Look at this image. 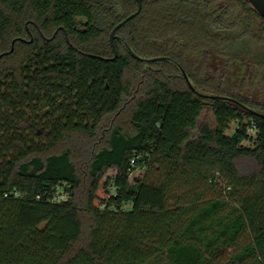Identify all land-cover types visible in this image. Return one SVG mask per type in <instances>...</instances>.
Segmentation results:
<instances>
[{
  "label": "trees",
  "instance_id": "trees-1",
  "mask_svg": "<svg viewBox=\"0 0 264 264\" xmlns=\"http://www.w3.org/2000/svg\"><path fill=\"white\" fill-rule=\"evenodd\" d=\"M137 9L0 0V264H213L236 246L226 264H264V101L225 82L264 77V17L143 0L114 58Z\"/></svg>",
  "mask_w": 264,
  "mask_h": 264
},
{
  "label": "rangeland",
  "instance_id": "rangeland-1",
  "mask_svg": "<svg viewBox=\"0 0 264 264\" xmlns=\"http://www.w3.org/2000/svg\"><path fill=\"white\" fill-rule=\"evenodd\" d=\"M229 75L226 77L225 79V82L226 84H230L231 87L235 88V89H238V88H243L244 90H246V93H249V95L252 97V98H258V99H262L264 101V77L261 78V80H258V79H247V80H243V82H240L238 79H233L231 80V76H235V72L234 71H229L228 72ZM231 75V76H230ZM125 115H122L120 117V119H127V112L124 113ZM118 120V119H117ZM119 121V120H118ZM211 122L213 123L214 122V117H213V114L211 112V110L209 108H205L202 116H201V123L203 122ZM114 122H111V125L113 124ZM110 125V124H109ZM107 126L108 128L111 126ZM236 126V124H233L232 127L234 128ZM252 135L255 136V130H250L249 131ZM244 145H251L253 146L254 143L253 141H244ZM84 168L81 167V173L83 172L84 173ZM145 171V168H139L138 171H136V173H134V176L136 175H140V174H143ZM114 173L113 170H110L108 172V174H112ZM84 175V174H82ZM133 176V177H134ZM245 241H247V236L244 237V239L241 241V244H243ZM239 250V247L236 246V247H231V248H228V249H225L221 255H219L214 261H213V264H226L228 259L230 258V256L235 253L236 251Z\"/></svg>",
  "mask_w": 264,
  "mask_h": 264
},
{
  "label": "water",
  "instance_id": "water-1",
  "mask_svg": "<svg viewBox=\"0 0 264 264\" xmlns=\"http://www.w3.org/2000/svg\"><path fill=\"white\" fill-rule=\"evenodd\" d=\"M250 3L253 5V7L264 17V0H249ZM137 4H138V9L133 12L132 14H130L129 16H127L125 19H123L120 23H118L111 31V34H110V40H111V43L113 45V48H114V51H115V56L114 58L117 57L118 53H117V49H116V46H115V43H114V40L118 37V35L116 34V31L121 27L123 26L124 24H126L128 21H130L132 18H134L135 16H137L142 7H143V0H136ZM67 35V34H66ZM16 40L13 41V46H12V49L11 51H13V48H14V44H15ZM129 51L131 52L132 55L136 56V54L131 50V48L129 47V45H127ZM10 52V51H9ZM157 59V58H154V60ZM183 74H184V77L186 79V81L188 82V84L190 86H192L189 78H188V75L187 73L183 70ZM263 115V114H262Z\"/></svg>",
  "mask_w": 264,
  "mask_h": 264
},
{
  "label": "built area",
  "instance_id": "built-area-1",
  "mask_svg": "<svg viewBox=\"0 0 264 264\" xmlns=\"http://www.w3.org/2000/svg\"><path fill=\"white\" fill-rule=\"evenodd\" d=\"M135 163V159H132V164ZM69 197V193L65 192V191H59L54 195V200L55 201H62V200H66Z\"/></svg>",
  "mask_w": 264,
  "mask_h": 264
}]
</instances>
